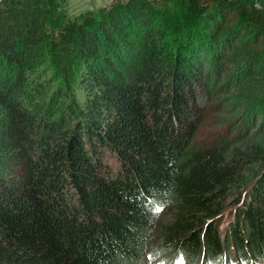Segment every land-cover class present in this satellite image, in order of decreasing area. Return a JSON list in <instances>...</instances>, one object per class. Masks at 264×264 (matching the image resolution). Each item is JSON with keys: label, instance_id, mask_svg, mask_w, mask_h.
Instances as JSON below:
<instances>
[{"label": "trees", "instance_id": "16d2710c", "mask_svg": "<svg viewBox=\"0 0 264 264\" xmlns=\"http://www.w3.org/2000/svg\"><path fill=\"white\" fill-rule=\"evenodd\" d=\"M53 3L0 0V152L19 160L0 178V264H139L201 245L264 258V3L122 0L54 36ZM214 71L245 107L230 127L254 118L260 138L194 141Z\"/></svg>", "mask_w": 264, "mask_h": 264}, {"label": "rangeland", "instance_id": "374dc122", "mask_svg": "<svg viewBox=\"0 0 264 264\" xmlns=\"http://www.w3.org/2000/svg\"><path fill=\"white\" fill-rule=\"evenodd\" d=\"M122 0H54V8L50 11L48 21L46 23L48 32L54 36L56 32L61 30L62 25H66L67 22H71L77 18L85 16L86 14L96 13L98 10L103 8H108L113 3L119 2ZM259 5V4H258ZM118 56H122V53H118ZM136 56L131 51V58L134 60ZM47 61V65L51 67V60L49 56L45 57ZM202 69H206V67H202ZM196 73H201L203 71L198 68L195 69ZM218 71H214L213 76L210 78H206V80L214 81L213 87L211 89L212 94L210 93V97L207 102H201L200 112L201 117L199 116L200 122L197 126V131L194 135V141L201 142L205 137H209L210 134L217 133L220 131H224V133L229 134L226 135L229 138H232V144L242 143L248 138H260L262 135V128L259 123H255L251 126L252 123L255 122L254 118L250 126L244 132H239L237 128L233 130L230 126H233L238 118L237 110L244 111L245 107H234L231 103L230 98L228 99L227 93L222 92V86H224L225 82L222 81L221 76H218V81L216 80V75H218ZM204 75V74H203ZM196 78H200L199 76H195ZM71 78V76H70ZM211 79V80H210ZM221 79V81H219ZM211 83V82H210ZM229 88L230 86L227 85ZM226 89V87H224ZM206 102V103H205ZM205 104L206 107H205ZM199 106V105H198ZM260 118V117H259ZM258 122V121H256ZM253 131V132H252ZM246 133V134H245ZM252 133L254 134L252 137ZM217 135H220L217 134ZM124 156V155H123ZM14 157V152L12 151L9 154L8 150L1 149L0 152V178L6 179L12 176L15 170H18L17 165L19 160ZM140 157V156H138ZM114 165V164H113ZM229 200V197H228ZM225 208H229V203L226 202ZM156 210L159 211L158 217H156V224H160L161 226H170L172 224V220H167L170 216L168 211H165L164 208L159 207ZM226 210V209H225ZM230 220V216L226 213L222 214L219 217L218 231L222 235V230L227 226L228 221ZM219 234V238H220ZM162 238L160 232L155 229L153 232V236H151L149 241V248L155 250L157 247L161 246ZM151 245V246H150ZM232 246L229 245L227 248H221L219 252H208L209 254V264H227L226 263V254L231 259L229 264H262L261 258L245 253L244 259H237L235 255L229 253L232 251ZM167 250V249H166ZM165 249L156 250L149 256H145L147 260H141L139 264H170L169 259L171 254L167 255ZM164 253V254H163ZM163 254V255H162ZM159 256L156 260L150 259ZM167 256V257H166ZM248 257H250L248 259ZM192 258V257H191ZM187 258L186 254L182 253L175 261L176 264H193L194 262ZM251 260V261H250ZM173 262V261H172Z\"/></svg>", "mask_w": 264, "mask_h": 264}, {"label": "clouds", "instance_id": "9594fccd", "mask_svg": "<svg viewBox=\"0 0 264 264\" xmlns=\"http://www.w3.org/2000/svg\"><path fill=\"white\" fill-rule=\"evenodd\" d=\"M159 207L164 208V206H162L159 203H155L154 206L152 207V212L156 214V217H158V215H159V211L156 210ZM220 240H222V237H221ZM221 247H223V245ZM166 251H168L167 255L171 254L170 259H169V262L171 261L170 264H176L175 261H177V258L180 256V254L184 253L183 250L179 249L177 246H175V247L173 246L172 248H170L169 250L167 249ZM229 253H232L233 255H235L232 251H229ZM227 254H226V257H228ZM186 256H187L188 259H190L192 257L191 260L194 262L193 264H209V254L207 253V251L205 250L203 245H201L198 248L197 253L189 254V255H186ZM144 258H145V256H144ZM157 258H159V256L154 257L153 259L151 258L150 262L152 260H156ZM145 260H146V258H145ZM261 261H262V264H264V258H261ZM187 264H190V263L188 262Z\"/></svg>", "mask_w": 264, "mask_h": 264}, {"label": "built area", "instance_id": "2783aa9c", "mask_svg": "<svg viewBox=\"0 0 264 264\" xmlns=\"http://www.w3.org/2000/svg\"><path fill=\"white\" fill-rule=\"evenodd\" d=\"M253 1H254L255 5H258L260 2H263L264 3V0H253Z\"/></svg>", "mask_w": 264, "mask_h": 264}, {"label": "bare ground", "instance_id": "6f19581e", "mask_svg": "<svg viewBox=\"0 0 264 264\" xmlns=\"http://www.w3.org/2000/svg\"><path fill=\"white\" fill-rule=\"evenodd\" d=\"M257 4V3H256ZM256 6H258V5H256Z\"/></svg>", "mask_w": 264, "mask_h": 264}]
</instances>
